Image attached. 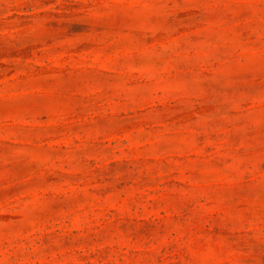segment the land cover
<instances>
[{
  "label": "rangeland",
  "instance_id": "374dc122",
  "mask_svg": "<svg viewBox=\"0 0 264 264\" xmlns=\"http://www.w3.org/2000/svg\"><path fill=\"white\" fill-rule=\"evenodd\" d=\"M0 264H264V0H0Z\"/></svg>",
  "mask_w": 264,
  "mask_h": 264
}]
</instances>
